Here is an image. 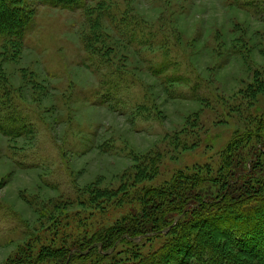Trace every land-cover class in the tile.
Masks as SVG:
<instances>
[{"label":"rangeland","instance_id":"1","mask_svg":"<svg viewBox=\"0 0 264 264\" xmlns=\"http://www.w3.org/2000/svg\"><path fill=\"white\" fill-rule=\"evenodd\" d=\"M16 4L33 28L0 43V120L24 126L0 131V264L113 224L180 170L216 172L235 133L264 129V0Z\"/></svg>","mask_w":264,"mask_h":264},{"label":"trees","instance_id":"2","mask_svg":"<svg viewBox=\"0 0 264 264\" xmlns=\"http://www.w3.org/2000/svg\"><path fill=\"white\" fill-rule=\"evenodd\" d=\"M38 1L63 9H80L85 2ZM16 2L0 0V43L20 42L33 28L31 12ZM1 120L0 131L8 137L23 133L15 116ZM263 131L257 126V132L235 133L216 172L209 166L180 170L169 184L133 195L131 208L113 224L44 247L42 256L27 250L14 264H264ZM252 139L254 146L248 144Z\"/></svg>","mask_w":264,"mask_h":264}]
</instances>
